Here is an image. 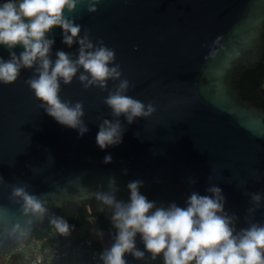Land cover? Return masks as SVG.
<instances>
[{
    "label": "water",
    "instance_id": "95a60500",
    "mask_svg": "<svg viewBox=\"0 0 264 264\" xmlns=\"http://www.w3.org/2000/svg\"><path fill=\"white\" fill-rule=\"evenodd\" d=\"M86 7L79 5L69 17L82 26L81 36L87 29L94 43L113 48L122 79L133 85L127 95L151 102L156 111L131 125L120 116L122 142L101 151L99 122L112 119L103 103L107 91L85 90L76 78L61 83V100L83 102L89 131L80 137L40 108L24 83L34 70L22 69L16 82L0 84V232L6 237L0 246L7 248L0 264L29 262L25 253L8 249L10 241L26 245L24 239H7L14 225L28 231L31 241L35 229L48 231L49 217H23L9 201L14 184H27L56 217L66 206L89 211L96 202L91 194L107 191L109 178L118 186V200L128 202L127 184L140 180L141 194L164 207H185L192 192L210 195L206 190L218 186L225 212L237 217V231L264 223V199L254 215L247 212L254 207L251 193L264 196V109L240 85L247 71L264 64V0H101L92 14ZM51 37L53 61L58 50L76 53L77 45L62 43L60 28ZM0 58H9L3 46ZM116 83L109 81L108 90ZM259 92L264 96V86ZM107 155L111 163L104 164ZM87 225L89 245L107 248L109 235L92 218ZM60 236L71 244L70 235L55 233ZM98 263L99 257L82 262Z\"/></svg>",
    "mask_w": 264,
    "mask_h": 264
},
{
    "label": "clouds",
    "instance_id": "9594fccd",
    "mask_svg": "<svg viewBox=\"0 0 264 264\" xmlns=\"http://www.w3.org/2000/svg\"><path fill=\"white\" fill-rule=\"evenodd\" d=\"M101 0H4L0 3V46L9 52V58H0V84L11 85L18 80L21 70H34L24 81L40 103V108L59 125L77 130L80 137L89 131L84 123L82 101L74 104L61 100V83L70 85L74 78L87 90L98 88L108 94L103 103L111 110L112 119L99 122L96 145L105 148L118 146L126 129L119 117L124 116L131 125L138 118L147 119L156 111L149 102L127 95L133 87L129 80L122 79V70L115 62L113 48L100 40L95 43L90 33L69 18L79 5L86 4L89 14L97 12ZM67 13V15H66ZM60 28L62 43L71 48L77 45L76 53L58 50L52 59L55 43L51 30ZM22 47L17 54L13 49ZM211 55L215 56L213 52ZM118 82L108 90V82ZM111 155L103 163H111ZM4 183L0 177V185ZM195 183V181H192ZM143 182L134 180L127 184L130 193L128 202L118 200V186L109 178L107 191H96L91 198L111 209V223L115 230L112 243L100 254L102 264H127L126 254L136 260H143L145 253L154 261L162 257L163 264H264V223H251L237 231V217L224 210L225 198L218 186L206 191L210 195L192 192L185 207L171 203L167 207L157 206L142 195ZM9 201L18 205L23 217H34L42 221L45 216L56 231L70 235L72 226L62 217L49 215L48 201L28 191V185H11ZM254 207L247 209L254 215L261 205V193H251ZM60 204H56L59 207ZM32 220H27L30 229ZM139 234L144 245L141 251L136 247L135 237ZM0 235L4 234L0 232ZM102 231L96 236L102 238ZM29 232L14 225L8 238L23 240ZM6 239V237L4 236Z\"/></svg>",
    "mask_w": 264,
    "mask_h": 264
},
{
    "label": "trees",
    "instance_id": "16d2710c",
    "mask_svg": "<svg viewBox=\"0 0 264 264\" xmlns=\"http://www.w3.org/2000/svg\"><path fill=\"white\" fill-rule=\"evenodd\" d=\"M241 88L244 91V95L251 101L258 102L260 101V98L258 97L260 95L259 88L264 86V64L255 68L254 70H249L245 73L244 77L241 79L240 82ZM262 109H264V105L258 104ZM106 207L101 204L100 202L96 201L93 206H91L90 211H87L85 208L81 207L78 209V215H70V216H63L68 224L72 226V228L79 227L86 223V221L90 218H94L100 225V227L103 229L105 233H107L111 239L115 235V230L111 223V214L105 213ZM74 214V213H73ZM45 226L48 231H46L43 227L35 229L33 231V234L36 238L35 241H45L44 244H48L51 241L55 240V233L57 232L55 227L50 223V218H48L45 221ZM50 233V236H49ZM54 236V238L51 240L50 237ZM136 238V237H135ZM137 243L136 247L140 249L141 251L144 250V245L139 237L136 238ZM3 238L2 235H0V242H2ZM26 241V247L29 246L30 243L35 242L31 241V237H27L24 239ZM9 250L16 249L19 244L15 241H10L9 243ZM3 253L5 250H2ZM131 254H126L125 259L127 261V264H138L133 262L132 260H129ZM145 255L148 257L147 264H163L162 257H157L156 260H152L150 257V254L145 253Z\"/></svg>",
    "mask_w": 264,
    "mask_h": 264
},
{
    "label": "built area",
    "instance_id": "2783aa9c",
    "mask_svg": "<svg viewBox=\"0 0 264 264\" xmlns=\"http://www.w3.org/2000/svg\"><path fill=\"white\" fill-rule=\"evenodd\" d=\"M44 242L45 241H35V244H39V246L30 247V253L28 255L29 262L27 264H63L64 260L69 257L72 248L71 237L70 245L62 241L61 238H56L48 244H44ZM26 248V245H19L12 251L23 252Z\"/></svg>",
    "mask_w": 264,
    "mask_h": 264
},
{
    "label": "rangeland",
    "instance_id": "374dc122",
    "mask_svg": "<svg viewBox=\"0 0 264 264\" xmlns=\"http://www.w3.org/2000/svg\"><path fill=\"white\" fill-rule=\"evenodd\" d=\"M90 228L87 223L72 228L70 237L72 238V248L70 255L64 260V264H82L83 259H93L99 257V254L103 251L102 246L98 243L94 245H89L88 243V232ZM54 236L52 235L50 239L52 240ZM38 247L39 244L30 243L29 246L24 249V252L30 253V247ZM7 264V263H5Z\"/></svg>",
    "mask_w": 264,
    "mask_h": 264
},
{
    "label": "flooded vegetation",
    "instance_id": "af4514ba",
    "mask_svg": "<svg viewBox=\"0 0 264 264\" xmlns=\"http://www.w3.org/2000/svg\"><path fill=\"white\" fill-rule=\"evenodd\" d=\"M4 2V0H0V3H3ZM259 98H260V101H258L257 103L258 104H260V105H264V96H262L261 94L258 96ZM96 203V202H95ZM94 203V204H95ZM93 206V205H92ZM105 206V205H104ZM106 207V206H105ZM79 208H81V207H79ZM78 208V209H79ZM84 208V207H83ZM78 209H73L72 207H69V206H66V207H63L62 208V214H61V217H63V216H70V215H74V216H77L78 215ZM91 209V208H90ZM90 211V210H89ZM74 213V214H73ZM105 213L106 214H112L111 213V209H108L107 207H106V210H105ZM91 219V218H90ZM92 219H94V218H92ZM89 220V219H88ZM88 220L86 221V223L88 222ZM94 221L96 222V224H97V226H99V228L100 229H102L101 227H100V225H99V223L94 219ZM111 221V220H110ZM89 227V226H88ZM90 228V227H89ZM102 231H103V229H102ZM104 232V231H103ZM137 237H139L140 238V236H139V234L136 236V238ZM109 238H110V241H105V243H106V245H107V247H109L110 245H111V243H112V239H111V237L109 236ZM135 238V242L137 243V239ZM140 240H141V238H140ZM10 245V244H9ZM8 249H9V247H8ZM2 250H7V248L6 247H1L0 246V253H2L3 254V251ZM129 260H132L133 262H135V263H138V264H147V261H148V257L145 255V257H144V259L143 260H136V259H134L131 255H130V257H129ZM98 264H102V263H98Z\"/></svg>",
    "mask_w": 264,
    "mask_h": 264
},
{
    "label": "crops",
    "instance_id": "0c3cea01",
    "mask_svg": "<svg viewBox=\"0 0 264 264\" xmlns=\"http://www.w3.org/2000/svg\"><path fill=\"white\" fill-rule=\"evenodd\" d=\"M56 238V237H55ZM59 238H61L62 239V237L60 236ZM32 243H35V242H32ZM23 253H25L27 256L29 255V252L28 253H26V252H24V250H23ZM5 263H7V264H9L8 262H4L3 264H5ZM18 264H21L20 262H18ZM23 264H27L26 262H24ZM63 264H64V262H63Z\"/></svg>",
    "mask_w": 264,
    "mask_h": 264
}]
</instances>
